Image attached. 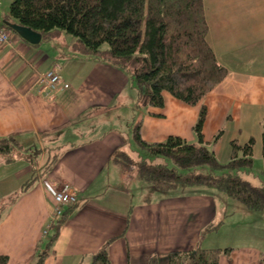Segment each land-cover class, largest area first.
Listing matches in <instances>:
<instances>
[{
    "label": "crops",
    "instance_id": "0c3cea01",
    "mask_svg": "<svg viewBox=\"0 0 264 264\" xmlns=\"http://www.w3.org/2000/svg\"><path fill=\"white\" fill-rule=\"evenodd\" d=\"M9 3L0 0V25L10 36L0 44V139L12 138L30 155L36 152L37 163L33 170L32 160L0 162V255L7 264H30L45 240L54 202L42 181L67 184L77 197L75 206L63 209L68 216L43 264H90L105 246L110 264H168L170 252L196 248L230 249L218 264H264V212L248 211L207 188L154 191L112 159L133 139L137 123L141 139L150 144L170 136L195 142L192 127L201 103L187 106L164 94L163 108L145 107L127 72L75 52L69 35L41 37L37 45L21 39L2 24H17L8 18ZM203 4L208 44L227 71L202 100L203 140L225 164L220 161L224 156L229 161L231 141L253 139L250 168L259 163L261 179L255 184L243 179L261 186L264 0ZM50 70L67 83L53 99L44 96L41 84ZM46 161L53 164L42 174ZM210 225L212 231L204 232Z\"/></svg>",
    "mask_w": 264,
    "mask_h": 264
},
{
    "label": "trees",
    "instance_id": "16d2710c",
    "mask_svg": "<svg viewBox=\"0 0 264 264\" xmlns=\"http://www.w3.org/2000/svg\"><path fill=\"white\" fill-rule=\"evenodd\" d=\"M8 18L41 34L42 39L63 32L74 39L75 52L127 72L145 107L163 108L164 94L187 106L201 103L192 127L193 143L175 136L147 143L141 139L137 123L132 131L135 143L164 162L132 160L124 151H117L112 159L123 169L134 170L138 179L157 192L207 188L234 199L248 211L264 212V185L255 186L239 176L252 166L253 139L244 144L231 141V155L225 164L218 162L203 140L206 108L202 100L227 73L207 41L203 0H10ZM29 151L12 138L0 139V162L32 160L35 170L37 160ZM52 164L46 161L42 174L49 172ZM76 203L77 197L70 205ZM64 208L55 232L40 241L30 264L44 263L68 216ZM213 228L210 225L204 232ZM229 250L172 251L168 264H218L219 257ZM7 261L0 255V264ZM90 264H110L106 246L93 255Z\"/></svg>",
    "mask_w": 264,
    "mask_h": 264
},
{
    "label": "built area",
    "instance_id": "2783aa9c",
    "mask_svg": "<svg viewBox=\"0 0 264 264\" xmlns=\"http://www.w3.org/2000/svg\"><path fill=\"white\" fill-rule=\"evenodd\" d=\"M9 39L8 32L0 25V44L8 43ZM41 84L44 96L49 99H53L54 93L57 95L67 87V83L53 70L47 71L41 76ZM41 184L54 202L53 211L49 215V221L42 232V237H45L48 235L53 223L62 214V208L76 201V194L73 188L67 184L50 186L46 181H42Z\"/></svg>",
    "mask_w": 264,
    "mask_h": 264
},
{
    "label": "rangeland",
    "instance_id": "374dc122",
    "mask_svg": "<svg viewBox=\"0 0 264 264\" xmlns=\"http://www.w3.org/2000/svg\"><path fill=\"white\" fill-rule=\"evenodd\" d=\"M65 34V33H64ZM71 37V36H69ZM228 135H225V137H228ZM124 152L130 157L132 158V160H144L146 162H151V163H163L164 161L161 159H157L154 158L151 154H149L147 151L141 149L133 139L130 140V143L125 147ZM36 152H34L35 154ZM38 153V152H37ZM228 160L227 156H224L222 161L220 162H224L226 163ZM168 166H172L170 163H168ZM258 169H260V165L259 163L255 162V167L253 169L248 168L245 169L243 171L239 172V176H241V178H248L251 182H253L254 184L260 180L261 178H258L260 176H258L257 171H259ZM247 171H249V173H246ZM136 173V172H135ZM246 173V174H244ZM144 183V182H142ZM234 200V199H233ZM212 231V230H211Z\"/></svg>",
    "mask_w": 264,
    "mask_h": 264
},
{
    "label": "water",
    "instance_id": "95a60500",
    "mask_svg": "<svg viewBox=\"0 0 264 264\" xmlns=\"http://www.w3.org/2000/svg\"><path fill=\"white\" fill-rule=\"evenodd\" d=\"M2 24L31 45H37L41 40V34L34 32L29 28L18 24H10L8 22H3Z\"/></svg>",
    "mask_w": 264,
    "mask_h": 264
}]
</instances>
